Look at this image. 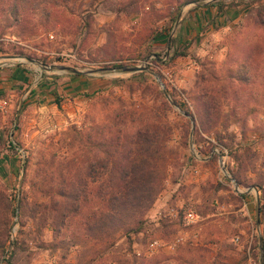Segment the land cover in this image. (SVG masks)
<instances>
[{
  "label": "rangeland",
  "instance_id": "1",
  "mask_svg": "<svg viewBox=\"0 0 264 264\" xmlns=\"http://www.w3.org/2000/svg\"><path fill=\"white\" fill-rule=\"evenodd\" d=\"M183 1H70L30 35L0 22V264H264V0ZM121 116L159 124L165 169L141 230L110 245L32 201L95 189Z\"/></svg>",
  "mask_w": 264,
  "mask_h": 264
},
{
  "label": "trees",
  "instance_id": "2",
  "mask_svg": "<svg viewBox=\"0 0 264 264\" xmlns=\"http://www.w3.org/2000/svg\"><path fill=\"white\" fill-rule=\"evenodd\" d=\"M70 1L75 0H0V22H7L4 27L19 24L18 31L21 35L36 34L41 30L45 31L46 24L42 22L37 26L29 25L27 22L33 16L47 22L48 17L56 16L59 8H65ZM185 1L194 0L183 2ZM209 2L217 7L221 6L219 0ZM256 46V43L251 44L247 53L250 48ZM178 54L183 53L173 51V55ZM235 77L242 82L248 81L245 74ZM166 92L164 88L163 93ZM200 96L204 99L202 104L205 115L210 114L213 108L211 90L202 89ZM119 120L121 121L110 122L112 130L109 129L107 138L101 141L104 155L92 158L100 168V174L97 176L101 177V183L95 189L86 188L84 184L70 183L54 190L47 188L42 192V201H32L35 206L40 205L42 211L55 210L59 217L53 220H57L59 224L63 223L65 218L67 221L71 217L78 218L84 236L102 239L110 245L114 241L113 234L116 231H121L128 237L131 232L141 230L145 222L143 213L158 194L165 169V159H161L162 155L157 153L159 124H156V121H136L137 123L130 127L132 121H122L123 116ZM199 127L205 129L202 124H199ZM216 142L222 143L218 136ZM86 174H89V171ZM82 175L83 172L78 177L80 182ZM25 198L24 194L17 197L8 196V212L14 214L16 207L22 208L29 202ZM13 200L15 205H11ZM57 204H60L59 207ZM4 222L3 228L7 235L8 223ZM3 247L4 240H0V255L4 251ZM259 247L261 255H264L263 242L259 243ZM146 257L142 256L137 264H143L142 261Z\"/></svg>",
  "mask_w": 264,
  "mask_h": 264
},
{
  "label": "built area",
  "instance_id": "3",
  "mask_svg": "<svg viewBox=\"0 0 264 264\" xmlns=\"http://www.w3.org/2000/svg\"><path fill=\"white\" fill-rule=\"evenodd\" d=\"M237 238L238 237H235V239H237ZM244 264H254L252 258L250 257V255H248V257H247V259H246Z\"/></svg>",
  "mask_w": 264,
  "mask_h": 264
},
{
  "label": "water",
  "instance_id": "4",
  "mask_svg": "<svg viewBox=\"0 0 264 264\" xmlns=\"http://www.w3.org/2000/svg\"><path fill=\"white\" fill-rule=\"evenodd\" d=\"M123 68L125 69H131V70H134V69H139L140 66H137V65H133V66H130V67H126V66H123Z\"/></svg>",
  "mask_w": 264,
  "mask_h": 264
},
{
  "label": "crops",
  "instance_id": "5",
  "mask_svg": "<svg viewBox=\"0 0 264 264\" xmlns=\"http://www.w3.org/2000/svg\"><path fill=\"white\" fill-rule=\"evenodd\" d=\"M3 78H4V77H0V80L2 81Z\"/></svg>",
  "mask_w": 264,
  "mask_h": 264
}]
</instances>
